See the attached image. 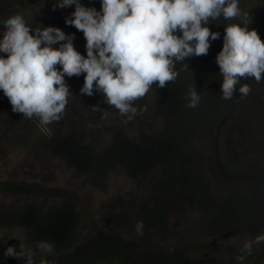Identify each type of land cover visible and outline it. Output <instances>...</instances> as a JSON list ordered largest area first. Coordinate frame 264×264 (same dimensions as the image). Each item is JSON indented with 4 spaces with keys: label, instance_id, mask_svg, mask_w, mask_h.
Masks as SVG:
<instances>
[{
    "label": "trees",
    "instance_id": "trees-1",
    "mask_svg": "<svg viewBox=\"0 0 264 264\" xmlns=\"http://www.w3.org/2000/svg\"><path fill=\"white\" fill-rule=\"evenodd\" d=\"M81 3L101 7L100 0ZM239 6L250 13L249 28L264 41V0H240ZM34 7L33 0H0V28L7 17ZM61 9L49 6L46 17L28 24L74 34V47L86 55L82 31L65 24L75 9ZM232 22L212 21L208 27L221 36L207 55L177 62L176 80L163 88L154 83V97L135 101L139 114L127 123L101 93L80 94L83 73L65 76L70 93L62 118L44 127L13 112L0 90V159L25 143L40 155L62 160L85 186L104 190L113 173L130 180L135 193L110 196L99 204L109 208V215H99L88 190L52 185L57 179L53 163L37 165L38 170L29 166L25 174L23 161L0 178V264H24L23 258L3 255L9 245L31 253L35 264H264V242L254 244L250 255L241 252L244 238L264 233V79L241 78L236 87L248 84L249 94L237 90L231 99L222 98L215 57L224 26ZM191 86L201 97L194 109L185 107ZM74 105L90 110L99 105L109 115L88 133ZM5 228L20 229L23 241ZM41 240L52 243V252L37 249Z\"/></svg>",
    "mask_w": 264,
    "mask_h": 264
},
{
    "label": "clouds",
    "instance_id": "clouds-1",
    "mask_svg": "<svg viewBox=\"0 0 264 264\" xmlns=\"http://www.w3.org/2000/svg\"><path fill=\"white\" fill-rule=\"evenodd\" d=\"M240 0H100V10L86 7L81 0H55V8L75 5L65 24L82 31L86 55L73 45L74 34L61 28H32L22 14L7 17L0 28V90L13 112L23 118H36L41 127L62 118L70 89L65 76L84 74L80 94L101 93L103 102L118 110L125 123L138 115L134 102L145 96L155 83L158 88L176 80L177 62L192 56L207 55L211 42L221 33L208 25L221 17L235 22L224 26L223 45L215 61L222 76V98L231 99L251 91L248 84L237 85L249 77L260 82L264 77V41L254 28L252 16L239 6ZM55 45H59L56 47ZM56 65L61 67L58 69ZM185 107L194 109L200 95L191 86ZM142 107L139 112L144 111ZM92 112L107 118L99 105ZM142 235V221L137 222ZM264 242V233L246 241L241 252L250 255L254 244ZM41 253L53 245L37 242ZM5 257L23 258L35 264L31 253L18 252L9 245ZM244 255L238 259H244Z\"/></svg>",
    "mask_w": 264,
    "mask_h": 264
},
{
    "label": "rangeland",
    "instance_id": "rangeland-1",
    "mask_svg": "<svg viewBox=\"0 0 264 264\" xmlns=\"http://www.w3.org/2000/svg\"><path fill=\"white\" fill-rule=\"evenodd\" d=\"M33 2L35 3V7L33 9H25V12H23V14L20 13L23 15L27 23L31 22L32 20H36V22H38L40 21L41 16L46 17L48 14V7L49 6L53 7V3H54V2L43 3L40 2L39 0H33ZM69 9H75V5L69 6L68 8H62L60 10V13H64ZM145 95L150 96V99L154 97L153 91L150 89ZM73 108L80 112L79 115L82 117V119L79 121L84 123L85 130L88 133L95 132L99 124L101 115H99L96 112L93 114L89 108L85 109L78 105H74ZM39 129L43 131L41 127H39ZM195 145L199 150L201 148L200 154L204 156V154L202 153L203 149L201 145L199 144L200 147L198 144ZM37 150L38 149L36 147H34L33 149L29 148L25 143H23L19 147H16L15 151L9 150L8 153H6V157L0 159V178L9 176V174L13 172V169L19 166V164H23V161L25 162L26 165H28L25 167L26 169L25 174H29V172L27 171L29 170V166L38 170L37 165L41 166L49 162L52 165L53 163L55 168H53L52 170H54L57 179L54 177V181L52 185L57 183V185L59 186L77 189L81 193L88 190L91 196L90 205L95 209V213L105 216L109 215L110 211L108 207H102L101 205H99L101 202H104V200L108 199L112 195L113 196L119 195L124 197H129V196L133 197L135 195V193L130 191L132 188L134 189V187L132 186V182L126 179L125 177H122L120 174L110 173L105 182L104 190H100V188H95L91 186H85L81 183V176L77 172H75L71 167L66 166L62 160H58L59 158H57V160L51 158L46 153L40 155V150H38L39 151L38 153ZM205 161L206 160L204 157L202 163ZM20 168L18 172L20 173L21 178L25 179L24 173L20 171ZM34 169H32V171H34ZM0 231L3 230L0 229ZM5 231H7V233L10 232L15 233L17 236L20 237V240L23 241V234L20 231V229L13 228V230H8V228H5ZM251 240H252L251 238H244L243 242L245 243L246 241H251Z\"/></svg>",
    "mask_w": 264,
    "mask_h": 264
}]
</instances>
